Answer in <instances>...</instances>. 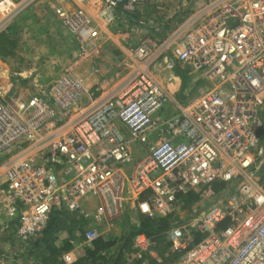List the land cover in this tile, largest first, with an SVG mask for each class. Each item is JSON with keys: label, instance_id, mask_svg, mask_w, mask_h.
I'll use <instances>...</instances> for the list:
<instances>
[{"label": "built area", "instance_id": "1", "mask_svg": "<svg viewBox=\"0 0 264 264\" xmlns=\"http://www.w3.org/2000/svg\"><path fill=\"white\" fill-rule=\"evenodd\" d=\"M135 1L100 0L97 15L111 23L119 6L131 10ZM3 5L0 28L18 12ZM54 11L81 49L95 48L98 30L83 8ZM154 48L170 53V68L184 65L212 82L166 118L158 112L168 94L150 74ZM132 58L120 90L88 104H81L83 87L70 72L15 107L0 80V217L6 227L16 220L22 236L36 235L54 209L84 215L87 196L99 204L98 221L116 219L130 199L149 218L172 216L180 209L179 193H212L211 185L222 181L235 190L224 188L226 194L187 222L171 219L165 235L179 252L172 264H264V0H202L160 42L141 40ZM160 127L164 134L129 174L122 172L130 144L147 143ZM190 234L200 237L191 244ZM99 236L95 227L83 231L87 243ZM151 244L144 233L133 237L137 257ZM62 259L70 263L72 255Z\"/></svg>", "mask_w": 264, "mask_h": 264}, {"label": "crops", "instance_id": "2", "mask_svg": "<svg viewBox=\"0 0 264 264\" xmlns=\"http://www.w3.org/2000/svg\"><path fill=\"white\" fill-rule=\"evenodd\" d=\"M5 1L6 0H4L5 7H13V2L11 0L9 1V4ZM31 1L33 0H30L29 3ZM187 1L189 2L190 0H136L131 10L127 9L123 11L121 6H119L116 10V20L111 23H105L97 15V8L100 0H88L83 3H80L77 0H40L36 3L33 2L32 4L35 3L33 7L44 5V9L35 10V8L32 11L26 10L25 7L19 9V11L13 15L14 22L18 24V31L15 30L13 32L9 30L3 32H6L10 39L15 42L14 48H12L9 53L11 54L14 51L17 52V50L24 44L23 39H19L20 36L26 37L36 31L37 37H26L33 41L35 38H39V34L45 33L46 37H48L53 34L52 30L54 28H61V17L55 14L54 7H60L65 11H73L78 7L83 8L91 17L93 24L97 27L98 38L96 44L102 46V58L109 60L112 57L114 58L113 60H116L117 62L122 63L124 61L125 64H128L126 68L128 70L126 76L122 77L120 80L117 79L116 81L114 79L115 77H105L93 73L91 74L90 72L89 74L81 75L79 81L84 92L80 101L81 104H88L99 101L108 94H114L120 90L128 77L133 59L132 50L141 40H148L152 44L160 42L183 19L192 15L201 4L200 1H196V3L193 1L194 7L186 16H183L181 12L184 3ZM1 11L2 13L0 14V17L3 15V12H5V9ZM28 17H30L29 21L27 20ZM29 22L31 25H28ZM17 36L18 38H16ZM107 57L110 58L107 59ZM118 57L122 60H119ZM171 60L172 58L169 52H163L158 48H154L152 52L150 74L165 89L169 98L162 110L158 112V115L163 118L174 114L178 106H185L194 102L203 94V92L212 87L211 81L198 72L192 73L188 71L187 67L184 65L176 63L170 68L168 62ZM0 62L3 64L1 59ZM0 71L4 73L2 66L0 67ZM0 80L6 84L9 93L12 85L9 78L1 76ZM14 80L15 78L12 79V81ZM33 89L34 91L31 94L37 92V89L40 88L33 87ZM19 95L21 96V94ZM123 131L125 132V129H123ZM163 134L164 133L161 131L160 127L150 132L147 143L130 144L131 160L121 164L120 168L122 172L129 174L134 162L139 159L146 152L147 148L155 143ZM234 190L235 186H232L231 184L227 186V192H233ZM211 191L214 193L213 190ZM198 193L197 199L188 208L183 207V202L179 197L180 209L175 212L174 215L170 216L171 219L178 220L177 217L180 214H183V212L190 211V209L192 210L195 207H203L202 205H204L203 203H205V199L210 195V192ZM220 193L221 191H219V193L217 192V199L226 194L225 192H222L223 194ZM214 194L216 195V193ZM81 206L84 215L78 211L73 212L83 216L85 219L84 225L75 229L72 233H68L65 230H59L55 233L54 243L57 247L61 248L58 259L63 264H81L83 262H85L84 264H114L116 259L118 261L117 256L120 253L119 247L122 243L124 234L132 226L138 224V217L141 213L136 206V200H127L120 215L111 221H98L93 218V214L99 208V204L94 197H84L81 200ZM202 209L203 208H199L198 210L201 211ZM7 222L8 220L0 217V264H34L33 260L39 259L38 251H41L43 246L33 249L28 243V237L22 236L19 232L17 221H10L8 227H6ZM90 227L97 228L100 233V236L96 240L102 239L106 242H112V244L99 253V255L102 256L101 258L99 257L100 259H97V256L95 255V260L89 258L88 260H83L86 257V249L92 247L93 242L96 241L87 243L83 238V231ZM190 242L192 243L193 241ZM66 252L72 255V261L70 263L63 261L62 259V254ZM130 252L131 251H122L121 262H118H120V264H133L140 259L138 264H149L147 256L154 258L156 262L161 261L158 255L150 248L147 252H144L141 258L136 256L135 251L132 254Z\"/></svg>", "mask_w": 264, "mask_h": 264}, {"label": "rangeland", "instance_id": "3", "mask_svg": "<svg viewBox=\"0 0 264 264\" xmlns=\"http://www.w3.org/2000/svg\"><path fill=\"white\" fill-rule=\"evenodd\" d=\"M12 6H18L19 9L25 7L26 10H40L44 9V5L39 7H33L37 1L33 0L30 3L27 0H11ZM193 1L202 2V0H190L183 5L182 15L186 16L193 6ZM35 2L34 4H32ZM4 3L0 5V8ZM46 4V3H45ZM47 6V5H46ZM2 11H0V14ZM56 14V13H55ZM57 16V15H56ZM30 17L27 18L29 21ZM28 25H31L29 22ZM61 28H54L53 34L46 37V34H39V38H35L33 41L29 38L37 37L36 31L33 34L27 35L26 37H19L23 39V45L17 52H12L6 56L0 57L3 64L0 62V67L4 73L0 71V77L5 76L9 78L11 84L10 92L6 96V101L11 106H16L15 103L24 100L34 91L33 87L41 88L48 81L63 72H70L78 80L81 79V75L92 74L102 75L105 77H115V81L120 80L126 76L128 70L127 65L124 61L122 63L113 60L114 58H108L109 60L102 58V46L96 44L95 48L91 50H83L80 48L77 39L72 36L62 20L60 21ZM18 24L14 22V17L5 22L0 28V33L3 31H15L17 30ZM18 31V30H17ZM18 38V36L16 37ZM18 40V39H17ZM18 40V41H20ZM18 43V42H17ZM20 43V42H19ZM27 43V44H25ZM19 51V52H18ZM100 56V57H99ZM119 58V57H118ZM119 60H122L119 58ZM111 61V62H110ZM116 62V63H115ZM15 78L14 81L12 79ZM25 81V82H24ZM21 94V96L19 94ZM234 185V184H233ZM218 195L210 193L205 199L203 207L215 202ZM199 208L190 209V211L183 212L177 219L184 222L189 221L196 213L200 212ZM195 235L190 234L188 238L194 239Z\"/></svg>", "mask_w": 264, "mask_h": 264}, {"label": "trees", "instance_id": "4", "mask_svg": "<svg viewBox=\"0 0 264 264\" xmlns=\"http://www.w3.org/2000/svg\"><path fill=\"white\" fill-rule=\"evenodd\" d=\"M14 45L15 42L10 39L6 32L0 33V57L8 55L12 48H14ZM260 133L264 134V125L260 129ZM227 186L228 184L222 181H216L211 185V189L214 193H219V191L227 188ZM198 194L199 193L194 190L181 192L179 197L183 202V207L188 208L197 199ZM170 222V216L149 218L143 214H140L138 217V224L136 226H132L124 234L122 243L119 247L120 253L117 256L118 261L121 262L120 259L122 258V251H131V254L134 253L135 250L133 248V237L137 233H144L150 238L152 242L150 249L153 250L161 259L160 262H156L154 258L147 256L149 264H172L178 258L179 252L174 249L170 250V242L165 238V232L169 228ZM84 223L85 219L83 216L76 214L75 212L66 208L52 210L48 214L46 223L42 230L36 235H28V243L33 249L43 246V249L38 251L39 259L33 260V263L63 264L58 259L61 248L57 247L54 243L55 233L59 230H65L68 233H72L75 229L84 225ZM225 224H227V221L222 222L221 225L223 226ZM199 237L200 236L195 235L192 243H194ZM111 244L112 242H106L102 239L96 240L93 242L92 247L86 249V257L83 260H88V258L95 260V255L97 256V259H100L102 256H100L99 253L108 248ZM143 254L138 258H141ZM118 261L116 259L114 264H120ZM139 261L140 259H138V261L134 262L133 264H138Z\"/></svg>", "mask_w": 264, "mask_h": 264}]
</instances>
